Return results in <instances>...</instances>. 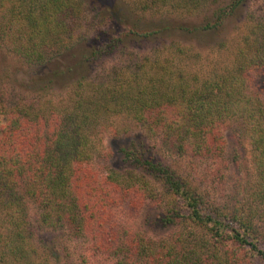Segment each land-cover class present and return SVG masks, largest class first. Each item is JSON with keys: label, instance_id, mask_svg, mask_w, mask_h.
Masks as SVG:
<instances>
[{"label": "trees", "instance_id": "16d2710c", "mask_svg": "<svg viewBox=\"0 0 264 264\" xmlns=\"http://www.w3.org/2000/svg\"><path fill=\"white\" fill-rule=\"evenodd\" d=\"M10 1L13 3L10 17L7 25L0 28L8 34L15 26L13 33L8 34L9 39L15 42L14 52L29 64L47 62L54 57H48L51 52L61 55L60 49L80 37L79 26L85 15L82 4L78 6L74 2L77 0H39L38 9L34 0H0V8H5ZM169 1L175 2L170 3L174 6L182 3L188 12H193L191 9L198 4L197 0L152 2L162 6L160 3L166 5ZM249 1L232 0L218 10L214 22L190 28L180 25L178 30L184 34L208 32L226 25L227 18L239 21L237 15L244 7L248 8ZM251 23L248 34L237 47L230 70L214 78L199 79L193 73L188 80L183 70L177 71L165 60L154 58L149 59L150 70L143 66L145 62L135 63L131 76L114 77V84H110L114 86L106 83V76L91 84L86 72H92L98 54L119 47L114 36L80 55L74 66L62 64L61 60L53 63L41 77L40 87L54 88L65 83L72 89L68 101L52 104L48 109L38 103H16L11 109H5L6 121L0 127V206L17 224L12 235L23 236L19 227L25 198L37 204L41 219L47 225L66 222L83 229L87 222L98 221L106 206L116 200L108 191L111 187L115 194L122 191L124 195L151 191L147 189L148 183L133 175L132 170L122 174L111 170L102 179L97 178L90 166V136L92 125L101 118L132 117L146 125L150 134L160 133L176 152L200 159H214L222 154L220 125L235 119L243 125L244 138L252 148L257 185L253 192L243 194L231 206L216 204L196 185L159 161L125 149L124 159L164 185L173 203L162 217L164 223H192L207 228L217 239L248 253L249 263L253 260L255 264L257 259L264 264V247L260 246L262 243L264 246V233L255 221L257 205L249 201L251 197L256 204L264 203V101L250 88L254 78L264 73V20ZM169 29L177 27L131 28L143 37ZM74 70L80 72L79 77L72 80L63 76ZM173 70L177 72L174 83L167 84L165 78ZM143 74L151 76L146 79L148 82L141 78ZM9 249L6 247V251Z\"/></svg>", "mask_w": 264, "mask_h": 264}, {"label": "rangeland", "instance_id": "374dc122", "mask_svg": "<svg viewBox=\"0 0 264 264\" xmlns=\"http://www.w3.org/2000/svg\"><path fill=\"white\" fill-rule=\"evenodd\" d=\"M152 1H74L78 6L82 4L85 15L79 26L80 37L60 49L61 55L49 53L48 57H54L42 64H29L14 52L15 42L8 34L13 33L15 26L8 34L0 28V127L6 121L5 109H11L16 103H38L45 109L66 103L71 87L64 83L54 88H41V77L59 60L74 66L80 55L87 54L97 44L108 42L111 36L118 38L119 47L98 54L92 72H86L91 84L102 81L105 76L109 85L114 84V77L131 76L135 63L145 62L143 66L150 70L149 59L154 58L165 60L177 71L183 70L188 80L193 73H197L199 79H206L230 70L251 21L264 20V0H250L248 8L244 7L238 13L239 21L235 22L231 17L227 18L226 25L213 31L184 34L178 30L180 25L190 28L212 23L218 10L232 0H197L198 4L191 9L193 12H188L182 3L174 6L170 3L175 2L169 1L159 6ZM34 2L38 9L39 0ZM12 7L10 1L5 8H0V27L7 25ZM149 25L176 26L177 29L147 37L138 36L131 30L132 26L143 29ZM173 71L165 78L167 84L174 83L177 72ZM63 76L73 80L80 72L74 70ZM149 77V74L141 75L145 80ZM250 88L264 101V73L254 78ZM86 89L89 86L86 85ZM91 128L90 166L97 178L102 179L111 170L120 174L132 170L133 175L148 183L147 189L151 191L124 195L122 191L115 194L111 187L108 191L116 200L106 206L98 221L87 222L83 229L66 222L47 225L41 219L37 204L25 198L24 216L19 227L22 237L12 235L17 224L0 206V264H252L248 253L217 239L207 228L192 223H164L162 217L173 204L169 193L160 180L125 160L123 151L131 150L169 166L216 204L231 206L243 194L253 192L257 185L252 148L244 138L239 120L229 119L220 125L223 152L214 159L176 152L160 133L150 134L146 125L129 116L104 117ZM249 201L257 205L255 221L259 231L264 233V203L256 204L251 197ZM260 246L264 247L263 243ZM6 247H10L9 251ZM254 261L260 264L257 259Z\"/></svg>", "mask_w": 264, "mask_h": 264}]
</instances>
